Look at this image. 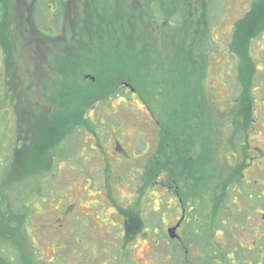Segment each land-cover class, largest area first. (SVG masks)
Returning <instances> with one entry per match:
<instances>
[{"label":"rangeland","instance_id":"1","mask_svg":"<svg viewBox=\"0 0 264 264\" xmlns=\"http://www.w3.org/2000/svg\"><path fill=\"white\" fill-rule=\"evenodd\" d=\"M180 1L183 18L176 29L166 27L171 34L156 35L147 22L136 47L122 42L126 77L139 81L133 95L115 100L80 78V70L93 69L88 63L62 61L60 69L61 40L51 41L58 26L52 30L49 15L39 20L42 44L31 29V8L0 0V112L10 122L0 148L11 155L0 166V193L7 188L18 200L12 213H24L20 226L6 230L15 240L0 244L21 264L30 256L34 264H200L188 262L184 249L173 253L162 223L170 205L180 198L184 207H203L201 193H223L227 215L242 206L241 190L264 199V187L244 178L261 179L263 168L245 167L243 177L236 151L212 166L219 146L248 158L251 143L264 146V0H206V8L202 0ZM99 43L103 51L113 48ZM241 114L250 119L237 128L233 117ZM3 198L9 200L5 191ZM261 220L262 213L249 224ZM186 248L195 257L197 247Z\"/></svg>","mask_w":264,"mask_h":264},{"label":"flooded vegetation","instance_id":"2","mask_svg":"<svg viewBox=\"0 0 264 264\" xmlns=\"http://www.w3.org/2000/svg\"><path fill=\"white\" fill-rule=\"evenodd\" d=\"M136 2L141 6L140 11L133 9ZM176 3V0H149L148 3H143L142 0H23V4L31 8V16L29 18L32 24L31 29L36 33L39 42L42 44L47 43L43 33L38 29V21L45 14L44 10L46 7L48 10L47 17L49 15V22H51L50 27L55 31L56 26H58V32L54 33V38L51 41L61 40L59 44L60 67L62 61L91 62V56L94 52L93 59L101 63L84 73L80 70V78L85 82L99 84L112 90L113 88L118 89L120 92L116 94L115 100L118 98L125 99L129 94L133 95L135 86L139 81L138 77H136L135 83L132 78L133 81L126 77L130 72V68L125 66V55L123 51H120L122 42L128 39V42L132 43V47H136L135 43L138 44L142 36L146 35L147 22L150 23L154 30L153 33L156 35L158 33L161 34L163 30L165 34H171L169 30H166V27L176 29L177 24L174 21V17H177L178 11L181 14L183 11V6L180 10H177ZM201 3L202 8L208 7L209 3H206V0H202ZM205 22L208 25L209 20ZM101 41L111 43L113 46L111 51L109 47L103 51V48L107 46L100 44L99 42ZM110 55L112 56L108 58L109 60L104 59ZM114 70L117 71L114 72ZM118 70H121V72L119 73ZM97 71L109 74L105 75L106 79L102 80L105 76L98 78L97 74L94 73ZM217 116L219 120L217 124L223 126L226 118L220 116V114ZM233 118L239 121L237 128H241L244 124L246 125L248 119H250L242 114ZM260 120L259 125L261 123L264 124V115L260 116ZM0 126L1 132V112ZM247 129L245 128L242 131H247ZM234 138L235 136L232 135L231 139ZM2 140L3 138L0 136V147ZM218 148L220 146L216 149L217 160H212L217 164V167H221L226 154L231 155L233 151H236L239 154L240 162L235 167H237L236 171L239 167H242V176L244 175L245 167L251 169L261 167L264 171V165H255L257 161H264V146L253 148L251 143L249 158L246 151L242 149L236 150L230 145L228 151H222ZM5 151H8L9 154L10 150L7 148ZM10 156V154L7 155V159H10ZM260 177L258 176V179L254 181H251L249 176L244 178L247 186L251 187L254 184L259 189L264 187V181L262 183L260 181L263 180L264 174L261 179ZM238 194V200L242 202V206H237V203L234 204L235 208H232L231 213L227 215L225 213L228 210L222 207L223 193H201L205 203L203 207L200 206L198 208L190 205L189 202H186L184 207L182 199H176L174 206L170 205L169 207L170 212L168 210L170 219L167 223L162 221L164 232L171 228L175 229L174 238H170L171 241L169 242L174 247L173 253L178 249H184L185 258L188 262H198V259H201V262H212L213 259L219 264L228 262L231 264L240 262L242 264H264V208L259 207L264 205V199L254 201L251 195H245V191L242 190ZM235 199H237V196ZM205 205L208 208H204ZM2 209L6 211L7 208H0V213ZM259 209L260 211H258ZM261 213L262 220L260 224H249L255 216ZM36 218L40 217L37 216ZM167 232L169 234V231ZM36 241L38 242L37 239ZM169 243L166 242V244ZM192 244L197 247L195 257L193 252L188 251L186 248L187 245L190 246ZM256 248H258L257 252H255ZM13 255L12 264H19L21 261L20 257L18 262L14 252ZM28 260L30 262H27V264H34L31 261V256L28 257Z\"/></svg>","mask_w":264,"mask_h":264},{"label":"trees","instance_id":"3","mask_svg":"<svg viewBox=\"0 0 264 264\" xmlns=\"http://www.w3.org/2000/svg\"><path fill=\"white\" fill-rule=\"evenodd\" d=\"M177 1V3H176V8H177V10L179 9V7H180V4H181V2L182 1H180V0H176ZM148 3V2H147ZM182 6H183V4H182ZM0 9H1V6H0ZM180 9H181V7H180ZM48 14V13H47ZM45 17H47V15H43V16H41V19H44ZM175 19H174V21H175V23L178 25L179 23H177V22H181V20H182V14L180 13V12H178L177 13V17H174ZM40 19V20H41ZM40 24L42 25V23H40L39 21H38V25H39V27H38V29H39V31L41 32V33H43V31L41 30V29H46V28H42V26H40ZM43 35H44V33H43ZM94 57V56H93ZM91 62H88V64L89 65H91L92 67L93 66H96V65H99L101 62H99V61H97V60H94L93 58H92V56H91V60H90ZM59 65H60V63H59ZM60 67V66H59ZM60 69H61V67H60ZM104 88V90H105V93H106V95H112V94H117V93H114V91L115 90H118V89H116V88H113V90L111 89V88H108V87H103ZM135 90H136V87H135ZM60 91H61V87H60ZM118 92H120L119 90H118ZM99 94V93H98ZM4 96V98L6 97L5 95H3ZM95 98H97V100H99V98H103V96H97V95H95ZM36 112H38L39 110H35ZM78 116V113L76 112V111H74L73 112V117L74 118H76ZM1 117H2V129H1V132H0V136L3 138V140L4 139H6V137H7V135H6V130H7V125H8V123H10L9 122V119L8 118H4L2 115H1ZM74 121H72L73 123H76L77 122V120L76 119H73ZM190 120H191V118H190ZM1 127V126H0ZM189 128H190V126H189ZM57 130H59V129H57ZM60 133V135H59V137H57V138H55L54 140L55 141H60V139H61V131L59 132ZM2 140V141H3ZM187 141V139L185 140V142ZM188 143H189V141H187ZM188 145V144H187ZM1 150V149H0ZM197 152V153H196ZM192 153L194 154V153H196V154H194L196 157H197V154L199 153L198 152V150L197 149H195V151L193 152L192 151ZM0 154H1V152H0ZM7 155L8 154H6L5 156L7 157ZM5 156H0V166L2 167V163L3 162H5V161H3V157H5ZM214 165V161H212V166ZM211 168V167H210ZM7 186H8V184H7ZM4 188V187H3ZM5 191V193H6V195H7V197L9 198V200L8 199H1V194L3 193ZM16 202H18V200H15V199H13L12 198V194H11V192L9 191V190H7V188L5 189H3L2 191H1V193H0V208H3V207H5V208H7L8 210H4V209H2L1 211V213H0V239H5V240H7V238H13L14 240H15V238L13 237V234L11 233V231H6V230H8V229H13V228H10V224L12 223V222H16V224H17V227L18 226H20V225H18L19 224V222H20V217H22L23 215H24V213H22V214H17V216L16 215H14L12 212L14 211L12 208H16ZM15 212V211H14ZM24 222V221H23ZM23 224V223H22ZM19 230V229H18ZM17 230V231H18ZM3 252L6 254V253H8L9 255H11V256H14L13 255V251L11 250V249H9L7 246H6V244H4V243H1L0 244V264H9V263H13V261L12 260H9V261H7V258L4 256V254H3ZM212 262H210V261H202L200 264H211Z\"/></svg>","mask_w":264,"mask_h":264},{"label":"water","instance_id":"4","mask_svg":"<svg viewBox=\"0 0 264 264\" xmlns=\"http://www.w3.org/2000/svg\"><path fill=\"white\" fill-rule=\"evenodd\" d=\"M168 231H169V235H170V237H171V238H174L173 233H174L175 229H174V228H171V229H169Z\"/></svg>","mask_w":264,"mask_h":264}]
</instances>
